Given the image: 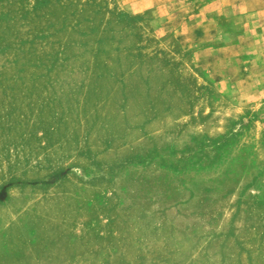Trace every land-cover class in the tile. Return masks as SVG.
<instances>
[{
  "label": "rangeland",
  "instance_id": "374dc122",
  "mask_svg": "<svg viewBox=\"0 0 264 264\" xmlns=\"http://www.w3.org/2000/svg\"><path fill=\"white\" fill-rule=\"evenodd\" d=\"M0 264H264V0H0Z\"/></svg>",
  "mask_w": 264,
  "mask_h": 264
}]
</instances>
